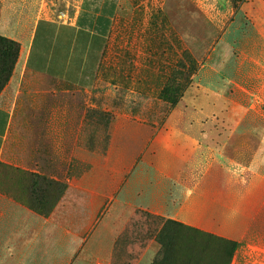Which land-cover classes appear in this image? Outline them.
<instances>
[{
	"label": "crops",
	"instance_id": "crops-1",
	"mask_svg": "<svg viewBox=\"0 0 264 264\" xmlns=\"http://www.w3.org/2000/svg\"><path fill=\"white\" fill-rule=\"evenodd\" d=\"M48 3L0 0V36L19 45L12 75L0 94V264H153L163 259V247L157 240L162 225L158 218L236 242L238 248L244 243L252 247L248 240L254 237L256 216L248 206L230 207L223 192L209 195L207 190L233 186L231 180L209 182V171L223 169L224 158L231 156L229 146L222 142L254 139V135L203 132L206 116L193 101L181 110V106L173 107L162 125L129 118L112 120L106 149L98 155L92 148V132L84 143L90 104L79 101V96L89 95V85L85 88L63 79L74 71L49 74L28 67L39 23L52 20ZM62 3L63 10L56 17L62 25L94 34L97 18L110 20L112 29L122 0ZM32 75L55 81V87L40 89L38 108L50 110L45 121L41 115V122L60 130L45 136L41 147L32 148L38 160L29 166L27 156L16 160L22 156L20 150L10 152L8 146L15 109ZM192 127L198 131L192 132ZM9 155H14V161ZM39 157H47L41 161L46 163L40 165ZM23 173L65 185L60 197L57 187L51 188L53 207L47 216L23 201L28 182L13 177H23ZM246 183L234 185L243 188ZM240 197L243 203L248 196L244 198L241 192ZM259 204L261 211L264 192ZM235 259L234 255L232 262Z\"/></svg>",
	"mask_w": 264,
	"mask_h": 264
},
{
	"label": "rangeland",
	"instance_id": "rangeland-1",
	"mask_svg": "<svg viewBox=\"0 0 264 264\" xmlns=\"http://www.w3.org/2000/svg\"><path fill=\"white\" fill-rule=\"evenodd\" d=\"M46 8L54 39L60 44L77 43L83 49L71 54L65 66H70L69 71L74 64L77 67L72 68V77L63 79L85 88L89 85V95L79 96V101L85 99L90 104L84 143L92 132V148L98 155L106 149L112 120L129 118L162 125L173 107L160 98V92L172 75H187L192 69L194 74L182 91L178 110L194 101L206 116L203 132L254 135V139L220 141L227 143L231 156L224 158L223 169L209 171V182L231 180L233 186L207 191L209 195L223 192L230 207L248 206L257 218L254 237L248 240L252 247L241 245L231 264H264V209L259 211L264 192V1L122 0L104 39L62 25L56 18L63 10L62 0H49ZM41 78L32 75L27 80L25 95L15 109L8 146L10 152L20 150L22 156L16 160L27 156L29 166L33 159L38 160L32 156L37 153L32 148L41 147L45 136L60 130L55 124L41 122V115L45 121L50 110L38 108L40 89L56 86L55 81ZM183 82L179 79L180 85ZM191 131L198 129L192 127ZM7 158L15 159L14 155ZM46 158L39 157L40 165ZM21 176L13 177L20 181ZM237 181H246V186L234 185ZM241 192L244 198L248 196V205L246 200L242 203ZM22 198L28 203V193Z\"/></svg>",
	"mask_w": 264,
	"mask_h": 264
},
{
	"label": "trees",
	"instance_id": "trees-1",
	"mask_svg": "<svg viewBox=\"0 0 264 264\" xmlns=\"http://www.w3.org/2000/svg\"><path fill=\"white\" fill-rule=\"evenodd\" d=\"M230 1L232 3H243L245 0ZM52 28L49 23H39L28 67L49 74L54 72V70L69 71L70 66L68 68L65 66L70 59L69 57L73 53L76 55L80 54L83 49L77 43L75 46L70 44L69 41L60 44L58 40H53ZM110 31L111 21H98L97 18L95 33H82L104 39L109 35ZM18 55L19 45L0 36V91L9 82ZM74 67L77 66L74 64L70 71H73L72 68ZM193 74L194 69L187 75L182 74V72L172 75L160 92V98L171 107H175L179 103L183 89L185 90L188 87L189 79ZM70 77L72 76H67L66 78ZM181 78L184 79L182 85L179 84V79ZM23 178L28 182L29 187V201L25 204L37 214L47 216L53 207L50 198L51 188L56 186L59 191L58 197H60V188H65V185L37 174L23 173ZM158 220H160L162 225L157 235V240L163 247V259L153 264H231L239 247L236 242L205 234L179 222L165 221L159 218Z\"/></svg>",
	"mask_w": 264,
	"mask_h": 264
}]
</instances>
